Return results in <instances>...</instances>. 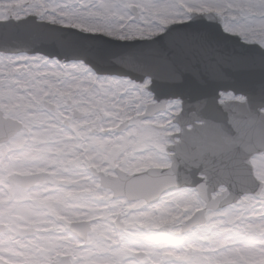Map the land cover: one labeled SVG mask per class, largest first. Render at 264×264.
Returning a JSON list of instances; mask_svg holds the SVG:
<instances>
[{"label":"snow or ice","instance_id":"6c2138e0","mask_svg":"<svg viewBox=\"0 0 264 264\" xmlns=\"http://www.w3.org/2000/svg\"><path fill=\"white\" fill-rule=\"evenodd\" d=\"M0 264H264V0H0Z\"/></svg>","mask_w":264,"mask_h":264},{"label":"water","instance_id":"95a60500","mask_svg":"<svg viewBox=\"0 0 264 264\" xmlns=\"http://www.w3.org/2000/svg\"><path fill=\"white\" fill-rule=\"evenodd\" d=\"M206 31L209 32L210 39L222 50L235 52L236 54H240L245 50L244 46L241 45L237 40L226 38L222 32V29L218 26ZM75 38L77 39L80 46L87 51V55L82 58L86 63L93 66L94 68H97V70H103L101 65L97 63V60L107 61L114 56L143 52V48L139 45V42L128 43L113 41L107 38L90 40L89 38L84 37L82 34H77ZM37 50L52 58H58L61 60L65 59V57L60 55L59 52L51 45H41ZM165 52L168 55H172V53L167 49H165ZM93 57L96 59H93ZM71 58L72 57H68V59ZM112 67L114 68L115 66L113 65ZM225 71L230 72V70L227 69H225ZM193 87L197 86L193 83Z\"/></svg>","mask_w":264,"mask_h":264}]
</instances>
